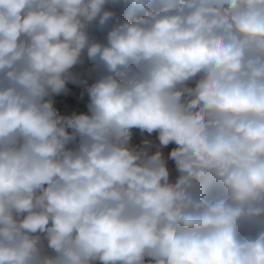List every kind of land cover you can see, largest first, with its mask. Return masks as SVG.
<instances>
[{"label":"clouds","instance_id":"obj_1","mask_svg":"<svg viewBox=\"0 0 264 264\" xmlns=\"http://www.w3.org/2000/svg\"><path fill=\"white\" fill-rule=\"evenodd\" d=\"M0 264H264V0H0Z\"/></svg>","mask_w":264,"mask_h":264},{"label":"rangeland","instance_id":"obj_2","mask_svg":"<svg viewBox=\"0 0 264 264\" xmlns=\"http://www.w3.org/2000/svg\"><path fill=\"white\" fill-rule=\"evenodd\" d=\"M71 93L68 96L57 97V107L64 113H69L72 110L83 111L86 110V97L81 99L79 96L80 89L76 86L69 85ZM138 141L139 136L135 137Z\"/></svg>","mask_w":264,"mask_h":264}]
</instances>
